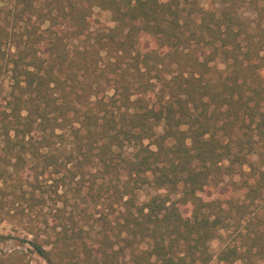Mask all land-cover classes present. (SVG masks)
Masks as SVG:
<instances>
[{"label": "trees", "instance_id": "trees-1", "mask_svg": "<svg viewBox=\"0 0 264 264\" xmlns=\"http://www.w3.org/2000/svg\"><path fill=\"white\" fill-rule=\"evenodd\" d=\"M2 1L0 221L47 210L44 264H264V0Z\"/></svg>", "mask_w": 264, "mask_h": 264}, {"label": "rangeland", "instance_id": "rangeland-1", "mask_svg": "<svg viewBox=\"0 0 264 264\" xmlns=\"http://www.w3.org/2000/svg\"><path fill=\"white\" fill-rule=\"evenodd\" d=\"M4 1L0 0V6L4 5ZM203 7L214 9L218 4L208 5L202 1ZM89 25L91 31H96L105 27L112 26L110 14L108 11L95 8L89 18ZM216 68H224L223 62L217 61ZM9 91L8 76L3 73L0 77V100L4 99ZM229 178L217 187L214 191L203 195L204 198H221L228 190ZM140 199L144 200L148 197V191H141L139 193ZM47 210H39L38 213H31L29 216H23L22 219L18 216H6L0 221V253H9L14 250L22 251L26 254L31 264L42 263L43 260L33 251V246L29 243L34 240L33 235L28 234L27 229L31 227L30 223L43 227L42 215ZM97 210H94V213ZM97 214V213H95ZM38 215V216H37ZM95 216V215H94ZM96 217V216H95ZM221 246L219 239H214L210 242V249L216 253Z\"/></svg>", "mask_w": 264, "mask_h": 264}]
</instances>
